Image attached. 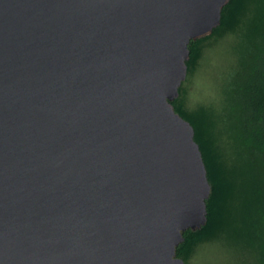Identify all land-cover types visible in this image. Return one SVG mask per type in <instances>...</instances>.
<instances>
[{
    "label": "water",
    "instance_id": "1",
    "mask_svg": "<svg viewBox=\"0 0 264 264\" xmlns=\"http://www.w3.org/2000/svg\"><path fill=\"white\" fill-rule=\"evenodd\" d=\"M229 0H0V264H185L211 186L172 101Z\"/></svg>",
    "mask_w": 264,
    "mask_h": 264
},
{
    "label": "trees",
    "instance_id": "2",
    "mask_svg": "<svg viewBox=\"0 0 264 264\" xmlns=\"http://www.w3.org/2000/svg\"><path fill=\"white\" fill-rule=\"evenodd\" d=\"M226 32L235 35L236 65L221 108L186 111L179 97L172 101L194 129L211 186L206 223L185 231L176 248L185 264L209 241L235 251L245 264H264V0H229L212 33L190 41L187 71L199 57V43Z\"/></svg>",
    "mask_w": 264,
    "mask_h": 264
},
{
    "label": "rangeland",
    "instance_id": "3",
    "mask_svg": "<svg viewBox=\"0 0 264 264\" xmlns=\"http://www.w3.org/2000/svg\"><path fill=\"white\" fill-rule=\"evenodd\" d=\"M235 35H213L198 45L199 57L180 85L178 103L186 111L199 106L220 109L224 88L236 65ZM187 264H245L238 253L224 244L209 241L198 244Z\"/></svg>",
    "mask_w": 264,
    "mask_h": 264
}]
</instances>
